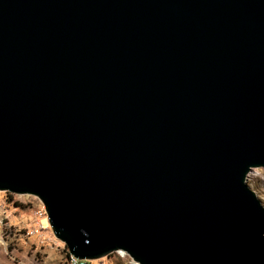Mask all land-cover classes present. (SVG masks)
<instances>
[{
	"label": "water",
	"instance_id": "1",
	"mask_svg": "<svg viewBox=\"0 0 264 264\" xmlns=\"http://www.w3.org/2000/svg\"><path fill=\"white\" fill-rule=\"evenodd\" d=\"M264 0H0V192L69 255L264 264Z\"/></svg>",
	"mask_w": 264,
	"mask_h": 264
},
{
	"label": "rangeland",
	"instance_id": "2",
	"mask_svg": "<svg viewBox=\"0 0 264 264\" xmlns=\"http://www.w3.org/2000/svg\"><path fill=\"white\" fill-rule=\"evenodd\" d=\"M246 183L264 207V170L253 169ZM41 205L32 196L0 192V264H68L67 248L54 237L46 214H39ZM87 264L132 263L113 253Z\"/></svg>",
	"mask_w": 264,
	"mask_h": 264
},
{
	"label": "built area",
	"instance_id": "3",
	"mask_svg": "<svg viewBox=\"0 0 264 264\" xmlns=\"http://www.w3.org/2000/svg\"><path fill=\"white\" fill-rule=\"evenodd\" d=\"M39 214L41 215V214H46L45 213V209H44V207L41 205V209L39 210ZM115 254H117V255H121L122 257H125V254L124 253H122V252H116ZM67 263L68 264H87V261H80V260H78V259H76V258H74V257H72L71 255H69V254H67ZM131 263L132 264H136V263H134V262H132L131 261Z\"/></svg>",
	"mask_w": 264,
	"mask_h": 264
}]
</instances>
